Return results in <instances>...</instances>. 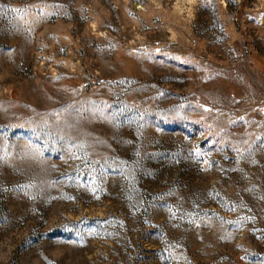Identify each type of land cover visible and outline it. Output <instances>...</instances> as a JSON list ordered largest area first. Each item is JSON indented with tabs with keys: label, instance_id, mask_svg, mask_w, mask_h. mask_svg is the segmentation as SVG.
<instances>
[{
	"label": "rangeland",
	"instance_id": "rangeland-1",
	"mask_svg": "<svg viewBox=\"0 0 264 264\" xmlns=\"http://www.w3.org/2000/svg\"><path fill=\"white\" fill-rule=\"evenodd\" d=\"M0 264H264V0H0Z\"/></svg>",
	"mask_w": 264,
	"mask_h": 264
}]
</instances>
